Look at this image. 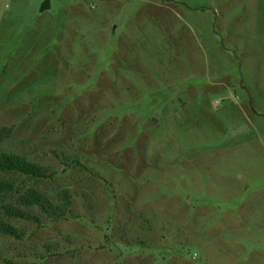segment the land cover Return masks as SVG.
<instances>
[{
  "label": "rangeland",
  "instance_id": "374dc122",
  "mask_svg": "<svg viewBox=\"0 0 264 264\" xmlns=\"http://www.w3.org/2000/svg\"><path fill=\"white\" fill-rule=\"evenodd\" d=\"M40 1L0 0V152L70 212L0 264H264V0Z\"/></svg>",
  "mask_w": 264,
  "mask_h": 264
},
{
  "label": "trees",
  "instance_id": "16d2710c",
  "mask_svg": "<svg viewBox=\"0 0 264 264\" xmlns=\"http://www.w3.org/2000/svg\"><path fill=\"white\" fill-rule=\"evenodd\" d=\"M11 128H0V140L10 134ZM67 165V164H65ZM55 173L32 162L24 156L0 152V235L23 240L25 233L19 229L18 221H29L40 225L39 219L29 209L36 208L53 221L66 218L70 212L71 194L58 191L53 202L28 181L50 180ZM134 244V243H133ZM5 264H11L6 261Z\"/></svg>",
  "mask_w": 264,
  "mask_h": 264
},
{
  "label": "water",
  "instance_id": "95a60500",
  "mask_svg": "<svg viewBox=\"0 0 264 264\" xmlns=\"http://www.w3.org/2000/svg\"><path fill=\"white\" fill-rule=\"evenodd\" d=\"M50 7V0H41L37 8V15H41L42 13L50 10Z\"/></svg>",
  "mask_w": 264,
  "mask_h": 264
}]
</instances>
